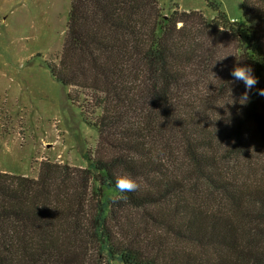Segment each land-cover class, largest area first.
Segmentation results:
<instances>
[{
    "label": "trees",
    "instance_id": "obj_1",
    "mask_svg": "<svg viewBox=\"0 0 264 264\" xmlns=\"http://www.w3.org/2000/svg\"><path fill=\"white\" fill-rule=\"evenodd\" d=\"M161 0H72L55 80L99 139L91 167L0 172V264H264V0L243 20ZM140 187L121 194V175Z\"/></svg>",
    "mask_w": 264,
    "mask_h": 264
},
{
    "label": "rangeland",
    "instance_id": "obj_2",
    "mask_svg": "<svg viewBox=\"0 0 264 264\" xmlns=\"http://www.w3.org/2000/svg\"><path fill=\"white\" fill-rule=\"evenodd\" d=\"M243 1L161 0V8L169 15L177 4L211 21L216 2L230 19L243 20ZM71 6L72 0H0V172L38 178L45 161L91 167L99 134L49 68L61 58ZM259 80L264 89V76Z\"/></svg>",
    "mask_w": 264,
    "mask_h": 264
},
{
    "label": "clouds",
    "instance_id": "obj_3",
    "mask_svg": "<svg viewBox=\"0 0 264 264\" xmlns=\"http://www.w3.org/2000/svg\"><path fill=\"white\" fill-rule=\"evenodd\" d=\"M230 75L237 81L243 82L245 86V92L240 97V104H247L250 100V93H252L254 86L258 84V78L254 76L253 69L251 67H235ZM260 96H264V89L258 90ZM115 187L118 193L121 194L120 198H126L123 196L125 193L135 192L139 189L140 185L137 179L131 175L125 174L119 176L115 181Z\"/></svg>",
    "mask_w": 264,
    "mask_h": 264
},
{
    "label": "water",
    "instance_id": "obj_4",
    "mask_svg": "<svg viewBox=\"0 0 264 264\" xmlns=\"http://www.w3.org/2000/svg\"><path fill=\"white\" fill-rule=\"evenodd\" d=\"M259 88H262V80H259Z\"/></svg>",
    "mask_w": 264,
    "mask_h": 264
}]
</instances>
